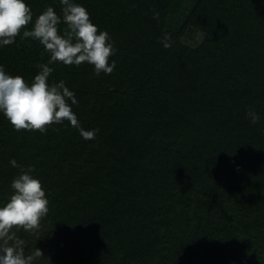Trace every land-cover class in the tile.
I'll return each instance as SVG.
<instances>
[{
	"label": "trees",
	"instance_id": "16d2710c",
	"mask_svg": "<svg viewBox=\"0 0 264 264\" xmlns=\"http://www.w3.org/2000/svg\"><path fill=\"white\" fill-rule=\"evenodd\" d=\"M24 2L33 21L49 6L62 16L59 0ZM74 3L109 34L116 67L96 75L88 63L49 65V84L74 92L81 127L99 130L93 140L68 121L18 132L0 113V207L20 173L11 160L34 168L49 201L38 230L17 232L25 255L39 249L49 264H264V0ZM190 28L204 34L195 47L181 41ZM21 36L0 46V66L31 84L50 56Z\"/></svg>",
	"mask_w": 264,
	"mask_h": 264
},
{
	"label": "clouds",
	"instance_id": "9594fccd",
	"mask_svg": "<svg viewBox=\"0 0 264 264\" xmlns=\"http://www.w3.org/2000/svg\"><path fill=\"white\" fill-rule=\"evenodd\" d=\"M62 9L57 15L49 6L33 21L31 8L24 0H0V46L12 45L16 37L32 38L42 45L50 59L46 64H37L39 69L31 84L20 75H9L0 66V113L9 121L15 131H38L45 134L53 125L68 121L71 127L79 131L85 140L95 139L98 129L85 130L71 105L78 101L74 92L65 86L64 81L49 84L54 69L53 63L65 66H79L88 63L95 74H111L116 67L109 58L115 53L106 31H100L91 21L86 8L74 3V0H59ZM159 20V12L153 13ZM65 25L63 32L59 25ZM32 24L31 30H25ZM161 43L165 48L171 46V36L164 35ZM44 53H41L43 55ZM247 115L253 124L260 120L254 109ZM20 173L11 181L13 194L8 202L0 207V264H35L36 261H49L41 250L34 248L25 255L26 241L18 237L17 232H34L46 217L49 201L41 181L34 178V168H24L15 160L10 161Z\"/></svg>",
	"mask_w": 264,
	"mask_h": 264
},
{
	"label": "rangeland",
	"instance_id": "374dc122",
	"mask_svg": "<svg viewBox=\"0 0 264 264\" xmlns=\"http://www.w3.org/2000/svg\"><path fill=\"white\" fill-rule=\"evenodd\" d=\"M204 38V34L195 28L188 29L181 41L187 46L195 47L200 44L202 39Z\"/></svg>",
	"mask_w": 264,
	"mask_h": 264
}]
</instances>
